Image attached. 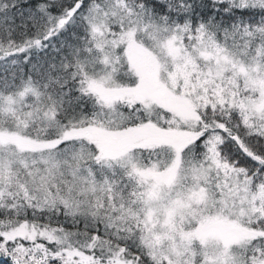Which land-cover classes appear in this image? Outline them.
<instances>
[{
  "label": "snow or ice",
  "instance_id": "obj_1",
  "mask_svg": "<svg viewBox=\"0 0 264 264\" xmlns=\"http://www.w3.org/2000/svg\"><path fill=\"white\" fill-rule=\"evenodd\" d=\"M0 264H264V0H0Z\"/></svg>",
  "mask_w": 264,
  "mask_h": 264
}]
</instances>
